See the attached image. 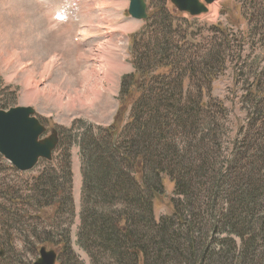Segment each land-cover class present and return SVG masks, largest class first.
<instances>
[{
    "label": "trees",
    "instance_id": "1",
    "mask_svg": "<svg viewBox=\"0 0 264 264\" xmlns=\"http://www.w3.org/2000/svg\"><path fill=\"white\" fill-rule=\"evenodd\" d=\"M175 20L154 11L147 21L148 41L133 34L134 72L122 78L114 122L98 135L86 129L79 137L83 185L77 244L91 264H264V216L258 209L264 204L259 175L264 137L257 149L253 145L255 161L249 166L240 172L233 168L245 155L242 148L230 170H216L217 158L210 156L214 131L203 128L202 88L188 92L185 79L192 81L205 65L213 77L225 60L214 65L211 54L202 64L187 58L175 41L178 33L186 38ZM257 106L252 117L261 113ZM59 152L34 178L28 197L47 223L37 247L55 249L58 264H84L68 222L74 213L71 155L63 143ZM166 179L179 198L157 219L155 204L165 194ZM15 263L30 264L19 255Z\"/></svg>",
    "mask_w": 264,
    "mask_h": 264
},
{
    "label": "rangeland",
    "instance_id": "2",
    "mask_svg": "<svg viewBox=\"0 0 264 264\" xmlns=\"http://www.w3.org/2000/svg\"><path fill=\"white\" fill-rule=\"evenodd\" d=\"M147 1L149 14L164 11L175 16V27L186 37L178 33L175 41L187 58L202 64L211 54L214 65V60H225L213 77L204 72L205 65L185 83L188 92L202 88L203 128L214 131L210 156L217 158L216 170L229 169L245 148L247 155L233 167L240 172L255 161L253 145L257 149L264 137V0H219L209 14L199 17L178 13L171 0ZM129 4L130 0H0V110L32 107L50 130L60 132L73 169L69 230L84 264L91 261L77 244L83 185L79 137L86 129L98 135L100 128L114 122L122 78L134 72L132 36L139 33L141 43L149 39L148 23L130 17ZM54 58L57 64L52 67ZM257 102L261 113L252 117ZM46 165L42 162L22 173L0 160V248L6 252L0 264H16L18 255L30 264L40 258L37 239L47 223L28 197L34 178ZM259 175L263 178L264 170ZM164 184L165 194L155 204L157 219L170 213L172 199L179 198L168 179ZM258 209L263 217L264 204Z\"/></svg>",
    "mask_w": 264,
    "mask_h": 264
},
{
    "label": "water",
    "instance_id": "3",
    "mask_svg": "<svg viewBox=\"0 0 264 264\" xmlns=\"http://www.w3.org/2000/svg\"><path fill=\"white\" fill-rule=\"evenodd\" d=\"M180 12L192 16L207 13L208 9L200 0H171ZM216 0H205L210 5ZM129 14L137 20L148 18L145 0H131ZM32 108L18 107L6 111L0 110V154L9 160L19 171L32 170L40 161H52V153L57 148L59 138L56 131L50 138L41 140L46 128L34 118ZM4 255L1 250L0 256ZM41 258L35 264H56L57 253L48 251L46 247L40 250Z\"/></svg>",
    "mask_w": 264,
    "mask_h": 264
},
{
    "label": "bare ground",
    "instance_id": "4",
    "mask_svg": "<svg viewBox=\"0 0 264 264\" xmlns=\"http://www.w3.org/2000/svg\"><path fill=\"white\" fill-rule=\"evenodd\" d=\"M104 4V3H103ZM31 5H33V4H31ZM27 6H29V4L27 5ZM210 11H211V7H210ZM114 30V29H113ZM119 30V29H118ZM101 47V46H100ZM61 58V57H60ZM56 60L57 59H52L51 60V63H50V66H52V67H54V65H55V63H56ZM57 64V63H56ZM122 64V63H121ZM48 70V69H47ZM50 70V69H49ZM104 70V69H103ZM46 71V70H45ZM89 71V70H88ZM102 71V70H101ZM33 72V71H32ZM49 72V71H48ZM31 73V72H30ZM32 76V75H31ZM46 76V75H45ZM112 76V75H111ZM28 78V77H27ZM34 81V80H33ZM49 88V87H48ZM27 89V88H26ZM25 89V90H26ZM30 89V88H29ZM29 91H31V90H29ZM29 95V94H28ZM33 95V94H32ZM75 96V95H74ZM30 99V98H29ZM31 99H32V97H31ZM71 99V98H70ZM32 101V100H31Z\"/></svg>",
    "mask_w": 264,
    "mask_h": 264
}]
</instances>
